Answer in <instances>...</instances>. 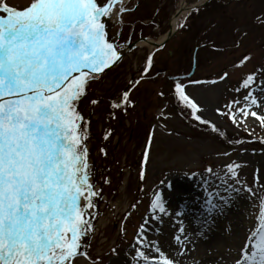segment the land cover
Instances as JSON below:
<instances>
[{"label": "rangeland", "instance_id": "rangeland-1", "mask_svg": "<svg viewBox=\"0 0 264 264\" xmlns=\"http://www.w3.org/2000/svg\"><path fill=\"white\" fill-rule=\"evenodd\" d=\"M206 1L196 14L181 18L177 33L163 49L140 45L126 53L116 68L89 84L87 96L77 105L84 117L81 128L88 137L83 144L91 181L102 189L89 210L94 233L82 240V251L99 264H137L132 245L139 226L146 218L151 220L150 206L157 192L162 193L169 215L150 224L148 239L158 241L161 251L179 264H236L242 259V248L251 251V234L264 225V126L251 116L237 125L229 115L216 111L227 113L226 105L240 101L231 104L240 120L237 109L246 103L244 98L251 90L255 89L252 94L258 99L264 97L259 91L264 88V0H148L131 14L133 8L127 2L116 23L107 29L108 41L121 54L132 36L140 44L158 42L168 35L180 7L192 8ZM30 2L0 0V6L6 3L24 9ZM106 2L98 0L101 5ZM0 15L5 14L0 11ZM196 48L192 79L170 81L190 74ZM251 74H255V83L245 88L243 81ZM178 84L200 109L196 115L231 133L236 140L233 144L224 142L220 133L194 129L174 112L169 96ZM126 91L127 105L122 103ZM92 99L100 103L92 105ZM113 103L121 107L113 108ZM252 110L260 114L259 109ZM230 164L240 165L235 169L240 180L235 186L242 189L238 195L231 191ZM217 186L220 196L230 198L229 203L213 199L212 204L220 207L209 212L210 194ZM244 188H251L255 195ZM192 224L207 227L209 236L216 235L215 241L206 243ZM181 226L188 237L183 256L178 255L180 245L174 240L181 235ZM113 247L115 255L110 252ZM76 264L87 262L79 257Z\"/></svg>", "mask_w": 264, "mask_h": 264}, {"label": "snow or ice", "instance_id": "snow-or-ice-1", "mask_svg": "<svg viewBox=\"0 0 264 264\" xmlns=\"http://www.w3.org/2000/svg\"><path fill=\"white\" fill-rule=\"evenodd\" d=\"M117 3L122 0H107L103 5L98 0H31L24 9L6 3L0 6L5 14L0 15V264H76L79 257L87 264H99L82 251V240L94 233L89 210L102 189L91 181L83 144L88 137L81 128L84 117L77 105L87 96L90 81L121 60L118 46L106 38L103 22L113 16ZM124 10L116 9L115 15ZM252 83L255 74L243 81L245 88ZM176 91L194 113L200 111L179 84ZM253 91L237 109L240 120L231 111V104L240 101L226 105L227 113L219 109L217 113L229 115L237 125L251 116L264 126V97L258 99ZM122 103L130 104L127 91ZM194 118L209 123L199 115ZM238 167L227 166L234 180L231 191L237 195L242 191L235 186L240 184ZM206 171L213 173L211 168ZM218 187L210 194L209 212L220 207L212 204L213 199L229 203ZM243 190L255 195L251 188ZM150 208L151 220L146 218L137 230L133 259L137 264H179L161 251L158 241L148 239L150 224L169 215L162 193L155 194ZM179 232L174 240L180 245L178 255L183 256L188 237L182 226ZM249 243L251 251L242 248V259L236 264H264V225L251 234ZM110 252L117 254L116 247Z\"/></svg>", "mask_w": 264, "mask_h": 264}, {"label": "trees", "instance_id": "trees-1", "mask_svg": "<svg viewBox=\"0 0 264 264\" xmlns=\"http://www.w3.org/2000/svg\"><path fill=\"white\" fill-rule=\"evenodd\" d=\"M198 13V12H197ZM196 14V12H195ZM170 95L169 93L167 96H169L172 99V108L174 109V112L178 113L191 127L194 129H199L202 133H209V134H214V133H220L219 136H221L226 142L229 144H233L235 138L234 136L231 135L228 131H222L213 126L212 124H202L199 121H197L195 117V113L193 112V109H191L187 102L182 101L179 98V93H177L175 88H172V91L170 90ZM164 98V97H163ZM215 128V131L213 130ZM214 132V133H213Z\"/></svg>", "mask_w": 264, "mask_h": 264}, {"label": "bare ground", "instance_id": "bare-ground-1", "mask_svg": "<svg viewBox=\"0 0 264 264\" xmlns=\"http://www.w3.org/2000/svg\"><path fill=\"white\" fill-rule=\"evenodd\" d=\"M127 4V0H122V4L120 3L119 4V6L116 8V9H119L120 7H125V5ZM116 9H115V11L113 12L114 14H113V16H111L110 18H103V22L105 23V30H106V33H107V36H106V38L109 40L110 38V34L108 33V31H107V29H109L110 28V26L111 25H113V24H115L116 23V16H118V15H115V12H116ZM188 16L189 15V9H186V7L185 6H182V7H180L179 8V10L177 11V15L175 16V17H173V19H172V21H171V26H172V29H173V31H175V30H177L178 29V26H179V24H180V21H181V19H178V16ZM165 39V36L161 39V40H159V43L160 42H162L163 40ZM140 45H143V46H149V47H151V48H154L155 47V45H156V43H142V44H140ZM107 73V71H105L104 73H103V75L104 74H106ZM103 75H101L100 77H102ZM99 77V78H100ZM189 219V218H188ZM197 225V224H196ZM192 229H193V231L197 234V232L199 233V234H201V237H202V239L204 240V241H206V243H211L212 244V242H214L215 240V238H216V235L214 234V236L212 237V236H209V234H208V232H209V229H207V227H204V226H199V225H197V227H195V224H194V226H193V224H192V227H191ZM235 231H237L238 233H239V230H235ZM240 234H241V232H240ZM236 236H238L237 235V233H236ZM210 244V245H211ZM223 259V258H222ZM225 264H229L228 263V261H225L224 262ZM200 264H205V262H202L201 261V263Z\"/></svg>", "mask_w": 264, "mask_h": 264}, {"label": "water", "instance_id": "water-1", "mask_svg": "<svg viewBox=\"0 0 264 264\" xmlns=\"http://www.w3.org/2000/svg\"><path fill=\"white\" fill-rule=\"evenodd\" d=\"M155 46H158L157 44L155 45ZM133 47H135V45L134 46H132L131 48H133ZM115 65H112V67H110V68H113ZM109 68V69H110ZM194 69H195V67H194ZM193 74V73H192ZM192 74L190 75V76H180V77H176V78H171L172 80H182V79H186V78H190L191 76H192Z\"/></svg>", "mask_w": 264, "mask_h": 264}]
</instances>
